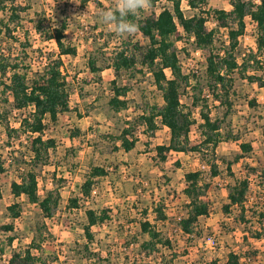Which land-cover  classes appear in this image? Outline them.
Listing matches in <instances>:
<instances>
[{"label":"rangeland","instance_id":"374dc122","mask_svg":"<svg viewBox=\"0 0 264 264\" xmlns=\"http://www.w3.org/2000/svg\"><path fill=\"white\" fill-rule=\"evenodd\" d=\"M244 1L249 6L252 2L259 3L257 0ZM207 2L205 9L212 15L206 29H219L216 46L225 49L229 44L228 29L219 27L222 22L235 27L230 0ZM17 4L28 7L22 13L23 29L18 35L23 37L25 31L30 34L33 49L29 50L31 58L28 61L34 72L46 65L49 54L57 51L54 42L42 41L35 31L37 13H45L47 21H58L64 18L65 11L69 24L66 41L76 46L78 53L75 57L63 58L70 93L69 111L59 116L58 123H49L44 133V139H54L57 147L49 151L46 162L35 167L39 195L45 198L52 191L61 195L59 206L51 218H45L39 207L29 203L27 198L19 199L12 194V184L20 182L19 176L29 169L33 156L32 138L23 135L19 140H11L0 123V156L5 162V171L0 174L3 191L0 200V248L5 250L4 255L0 254V264H8L14 252L30 245L38 224L47 227L42 243L47 264H212L215 261L216 264H231V254L240 257L238 264H264V236L259 241L251 235L252 231L260 229L258 214L264 208V88L235 76L237 98H233L234 107L222 128V133L230 139L223 140L215 154L210 150L204 153L170 150L171 132L160 124L153 137L146 135L144 128L137 125L135 136L138 142L135 149L127 153L114 137L121 135L126 124L136 119L142 111L140 108L156 104L162 109V93L156 88L153 74L141 64L118 75L106 67L111 66L113 54L124 39L141 47L148 46L149 40L139 31L120 37L114 27L98 22L97 17L104 10L117 8L119 0H17ZM166 7L172 9V3L160 0L155 8L146 6L140 18L152 14L157 16ZM182 10L187 18L196 14L186 0H182ZM5 15L0 12V19ZM177 24L175 39L184 72L194 71L204 76L206 52L195 49L192 42L186 44L185 31L179 21ZM246 24L239 54L251 49L256 51L257 48L252 22L246 19ZM2 43L6 53L20 51L18 45L7 38H3ZM93 54L99 57L98 67L105 69L97 76L101 81L89 68L88 61ZM167 75L171 77L169 70ZM114 80L118 86L128 88V108L120 112H114L109 104L114 93ZM250 101L255 105L251 106ZM182 102L191 106L193 99L184 96ZM206 104L212 117L218 115L223 118L226 106L214 102L208 92L201 98L199 106ZM201 109L193 108L195 123L189 133L192 146L203 140ZM30 111L22 112V116L29 115ZM14 117L21 118L20 112H14L11 119L13 127H19V120ZM75 130L80 133L72 137ZM242 143L251 144L252 151L244 154ZM160 146L164 148L163 152L158 150ZM213 164L219 171L216 178L212 176ZM95 166L106 168L109 175L98 179L91 197L85 199L79 187L90 168ZM191 172L200 173L201 197L209 204L210 214L199 219L194 232L187 234L182 227L183 220L188 217L187 206L190 203L185 195L189 185L185 176ZM246 179L250 184L249 205L254 206L258 213L247 214L248 224H237L225 214L223 207L228 203L229 188ZM71 198H80V208H68ZM15 203L22 207L19 219L11 218L8 211ZM102 209L111 211V219L92 228L94 240L89 250L94 256L89 260L84 258L86 212H100ZM159 210L167 217L166 222L157 220ZM238 213L235 209L234 216L238 217ZM145 217L166 239H172L171 248L160 245L150 256L143 252L142 243L149 238L142 234L139 224ZM10 238L14 241L10 242ZM210 238L215 239V245L209 242ZM255 252L259 253L258 256H253Z\"/></svg>","mask_w":264,"mask_h":264},{"label":"trees","instance_id":"16d2710c","mask_svg":"<svg viewBox=\"0 0 264 264\" xmlns=\"http://www.w3.org/2000/svg\"><path fill=\"white\" fill-rule=\"evenodd\" d=\"M160 0H149L147 6L155 8ZM189 6L196 12L193 17L187 18L182 10V0H169L172 9L166 7L157 16L149 15L140 18L144 9L135 16L128 19L134 20L138 24V31L149 40V45L141 47L137 43L130 41L121 42V46L115 50L112 57V64L109 69L118 75L123 71L134 70L141 64L153 74L155 85L162 93L164 107L156 104H147L133 122H128L127 127L121 135L116 138L120 141V148L125 152L135 149L138 138L135 136V128L141 125L144 132L149 137H153L159 130V124L167 127L171 132V143L169 149L176 153L209 151L215 154L219 144L230 137L222 133L223 126L227 123L229 115L234 107L233 98H237L235 88L236 75L242 80H247L251 84H258L264 88V0H257L259 3H251L249 6L244 0H230L233 8L232 19L235 27H230L222 22L221 28L228 29V47L219 49L216 46V35L219 29L207 31V23L212 15L207 11V0H186ZM28 7H20L17 0H0V12L5 13V18L0 19V123L5 129L9 139H20L23 135H30L32 138L33 156L28 164L29 169L24 171L20 182H14L11 186L12 194L16 198L25 197L29 203L37 205L45 218H51L52 213L58 208L61 195L58 191L48 193L45 198L39 195V180L35 167L39 163L48 160L49 151L57 147L54 139H44V133L49 123H58L59 116L69 111L70 93L64 74V57L77 56V47L66 41L68 31V17L65 11L64 18L58 21H47L45 13H37L35 21V31L40 35L42 41L54 42L57 48L56 53L47 56V63L36 72L33 71L31 63L28 61L33 44L29 39V32L25 31L23 37L18 32L23 29L22 13ZM7 17V18H6ZM251 17L258 24V36L256 39V51L250 50L245 54H239L240 40L246 33V19ZM185 31L184 40L186 44H193L195 49L205 51L204 76L197 75L196 72L185 73L182 67L181 58L177 49L176 35L178 24ZM3 38L13 41L20 51L16 54L6 53L2 47ZM223 49V51H222ZM237 53V54H236ZM42 54V50L40 51ZM99 57H90L88 64L91 72L97 77L105 69L98 67ZM171 72L168 77L167 71ZM142 72V71H141ZM261 73V74H260ZM101 81L100 77H97ZM113 84V97L109 101L114 112H120L128 108L127 99L128 88L118 86L117 80ZM208 92L214 102L226 106L223 118L218 115L211 116L208 105L199 106L201 98ZM188 96L193 99L191 106L182 102V98ZM207 101V100H206ZM254 106L255 102L250 101ZM201 107V118L203 120V140L199 145L192 146L189 133L194 121L193 108ZM32 110L29 115L22 116V112ZM20 112L19 127L11 124L14 112ZM231 125V122L229 123ZM80 132L75 130L72 137H77ZM241 149L244 154L252 151L251 144L242 143ZM117 148V147H116ZM163 152V147H158ZM240 157H238L239 159ZM238 159L236 161H238ZM212 176L219 175L217 165H211ZM231 168V164L229 169ZM5 171V162L0 156V174ZM109 175L104 167H91L86 175L84 183L79 187L82 196L89 199L92 195L97 180ZM188 186L185 195L189 198L188 217L183 220V229L187 234L194 232V226L199 219L210 214V206L202 200L201 187L199 186L200 173L186 174ZM249 181H237L229 188L228 203L223 207L227 216L237 224H248L247 214L257 215L254 206L249 205ZM3 198V191L0 185V200ZM80 198H71L68 208H80ZM249 205V206H248ZM238 211V217L234 216V210ZM11 218L19 219L22 215V207L15 203L8 209ZM111 211L102 209L100 212L89 210L86 212L87 223L84 225V233L87 239L85 245L86 257L92 260L94 253L90 252V244L93 243L94 236L92 228L103 225L111 219ZM147 212L145 213V216ZM259 227L251 232L254 240H262L264 234V208L258 214ZM157 220L166 222L167 217L163 211H157ZM142 234L148 236V240L142 243V250L150 256L154 254L160 245L172 247V239L165 238L162 232L152 224L146 217L140 221ZM35 236L32 242L25 249L14 252L8 264H47L43 256L44 234L47 232L46 225L35 227ZM249 239V238H248ZM14 239L10 238V242ZM4 249L0 248V254L4 255ZM251 254V253H250ZM255 252L253 256H258ZM247 258L251 256L247 255ZM102 260V259H100ZM240 257L231 254V264H238ZM251 260V259H250ZM110 264V263H109ZM212 264H216L212 262Z\"/></svg>","mask_w":264,"mask_h":264},{"label":"clouds","instance_id":"9594fccd","mask_svg":"<svg viewBox=\"0 0 264 264\" xmlns=\"http://www.w3.org/2000/svg\"><path fill=\"white\" fill-rule=\"evenodd\" d=\"M148 2L149 0H119L117 8L104 10L97 20L105 26L114 27L120 37L130 36L138 31L139 26L128 17L141 12Z\"/></svg>","mask_w":264,"mask_h":264},{"label":"built area","instance_id":"2783aa9c","mask_svg":"<svg viewBox=\"0 0 264 264\" xmlns=\"http://www.w3.org/2000/svg\"><path fill=\"white\" fill-rule=\"evenodd\" d=\"M247 19L252 22V27L254 29V32L256 33V36H258V24L257 22H255L251 17H247ZM247 25V24H246ZM203 168H205V166H203ZM209 242H212L214 245L216 244L215 239H209Z\"/></svg>","mask_w":264,"mask_h":264},{"label":"crops","instance_id":"0c3cea01","mask_svg":"<svg viewBox=\"0 0 264 264\" xmlns=\"http://www.w3.org/2000/svg\"><path fill=\"white\" fill-rule=\"evenodd\" d=\"M164 128L168 129L167 127H164Z\"/></svg>","mask_w":264,"mask_h":264}]
</instances>
